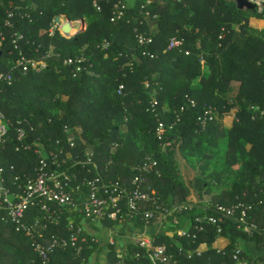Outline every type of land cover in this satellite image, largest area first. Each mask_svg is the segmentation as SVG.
I'll return each mask as SVG.
<instances>
[{
	"label": "trees",
	"instance_id": "obj_1",
	"mask_svg": "<svg viewBox=\"0 0 264 264\" xmlns=\"http://www.w3.org/2000/svg\"><path fill=\"white\" fill-rule=\"evenodd\" d=\"M95 1L100 4V11ZM147 1L126 0L125 17L116 23L111 22L113 4L106 0L0 3V72L14 76L11 84L0 83V110L13 126L24 122L26 143L33 145L30 151L18 152L20 142L12 127V139L0 143V166L14 165V176H34L43 157L53 169L72 176L75 198L83 201L89 189H75L85 179L101 177L106 182L130 183L135 167L152 156L158 160L160 172L150 176L151 194L166 207L183 205V210L168 216L164 220L168 224L162 226V220L146 223L148 205L134 217L123 207L118 221L104 218L101 224L120 227L122 233L146 230L155 245L165 246L167 254L181 264H236L244 257L264 259V121L253 120L249 111L251 104L264 108V36L236 31L241 28L245 33L253 32L250 23L264 20V13L241 11L231 0H153L146 5ZM147 11L151 12L148 18ZM10 12L14 13L12 18ZM96 15L101 18L75 37L67 38L59 31L50 35L57 16L78 21ZM223 27L230 33L219 40ZM14 33L23 35L20 46L24 55L44 67L39 65L27 73L14 67L19 54L12 44ZM139 33L151 35L153 43L141 46L137 41ZM173 36L183 40V44L168 50ZM105 41L110 43L108 49L103 48ZM67 58L82 59V73H76L75 64H65ZM205 65L208 72L204 71ZM194 79H199L197 84H192ZM190 100L196 102V107L181 112ZM209 105L218 112L207 129L201 131L198 117ZM178 113H183L182 121L166 137L174 148L179 142L182 149H200L203 142L214 144L228 137L227 163L241 170L240 180L225 179L229 180V188L219 193L212 192L213 186L196 180V203L190 201L192 184L180 180L170 168L174 148L164 155L163 141L155 136L158 124L175 121ZM228 115L232 118L226 122ZM67 129L76 136L75 148L67 143ZM140 137L147 138L145 145L139 142ZM36 149L40 152L36 153ZM89 152L93 153L91 162L87 158ZM13 174L8 173L7 177ZM239 204L251 206L247 222L257 225L260 232H244L239 222ZM218 206L232 207L236 215L223 216L217 212ZM68 218H74L75 230L80 228L83 217L67 212L58 226L49 228L45 244L54 235L71 234ZM197 225L202 230H196ZM179 230H187L191 236H180ZM82 246L81 252L75 248L55 251L52 264L90 263L105 247L102 242ZM107 248L109 262L117 263L119 252L115 244H108ZM180 250L202 253L187 259ZM60 255L65 262L60 261ZM122 259L123 264H153L149 253L134 243L127 247ZM0 264L41 262L27 235L16 232L12 225L2 224Z\"/></svg>",
	"mask_w": 264,
	"mask_h": 264
},
{
	"label": "built area",
	"instance_id": "obj_2",
	"mask_svg": "<svg viewBox=\"0 0 264 264\" xmlns=\"http://www.w3.org/2000/svg\"><path fill=\"white\" fill-rule=\"evenodd\" d=\"M108 3L113 4V15L111 22L116 23L125 17L128 5L126 0H106ZM153 0H148L146 5H151ZM177 2H183L184 0H171ZM237 0H234L236 3ZM247 2L256 6L258 13H264V0H246ZM165 1L162 0L161 3ZM98 11L101 10V6L98 1L94 3ZM146 5L142 8L145 9ZM151 12L147 11L145 17H150ZM14 16L13 12L9 13V18ZM66 18V17H64ZM66 23L53 22L50 27V35H55L59 31L63 36L71 38V34L74 33L76 22L66 18ZM10 25L11 23L8 22ZM70 26V32L66 34L63 32L65 25ZM230 33V29L223 27L218 36L219 40H224L225 37ZM23 39V35L14 33L12 35V44L14 49L19 51L18 59L15 62V68L19 69L23 73H27L31 68H37L39 65L44 67V64H39L33 59L27 58L20 46ZM138 43L143 45H149L153 43V37L143 33L137 34ZM183 44V40L173 36L170 40L168 50L178 48ZM1 46V42H0ZM110 43L105 41L103 48L108 49ZM151 57H154L153 55ZM82 59L67 58L65 64L76 65L77 74L82 73ZM90 70H87V73ZM89 74V73H88ZM92 75V74H89ZM14 81V76L10 73L0 72V83L11 84ZM121 93V91H119ZM157 102L153 104V107ZM196 107V102L190 100L188 104L181 108V112H185L189 108ZM249 111L252 114L253 120L264 121V108L259 105H249ZM218 112L217 108L213 105L205 107L204 114L198 117L202 130L207 129L208 124L215 119V115ZM182 114L176 115V120L171 123L160 122L155 130V136L163 141L162 148L164 152H168L171 148V141L166 139L167 132L173 131L177 124L182 121ZM22 121L18 122L17 126H13V123L7 119L3 111L0 110V143L6 144L10 141L12 127L15 128V138L20 145L17 146L16 150L30 151L33 148L32 144L26 143L27 141V130L23 126ZM66 136L67 143L71 148H75L77 139L75 134L70 133V130ZM40 150L36 149V153ZM56 162L57 156L54 157ZM88 162L92 161L93 153H87ZM52 163V164H53ZM15 166H0V225H12L16 232L24 233L27 235L30 245L36 254L41 264H52V254L57 250H67L69 248H75L79 252L83 249L82 245L88 243H99V241L92 237L89 238L82 231L74 229V220L68 218V231L71 232L69 236H58L54 235L48 244L44 241L47 237L46 233L52 225H59L62 217L67 212L77 213L83 217L85 221H91L92 223H100L102 219L108 218L113 221H118L119 216L123 211V207L126 208L129 216L134 217L144 205L150 207L145 212L146 223L156 220H162V225L168 216H174L179 210H183V205H177L174 207H166L162 204L156 196L151 194V186L149 184L150 176L153 173L159 174V162L152 156L146 157L142 164L135 167V175L130 183L122 181H111L106 182L103 178L97 177L95 179H85V181L78 185L75 191L80 192L83 188H88V196L85 200H78L75 198L72 186V176L64 171H58L51 167V163L45 158H40L39 164L35 169L34 176L19 175L14 176ZM8 173L13 176H8ZM237 208H241L239 222L243 226V230L246 233L260 232L261 229L255 224H249L247 217L251 210V206L245 204H239ZM217 212L223 216L229 218L236 215L234 208H227L218 206ZM40 213V214H39ZM122 216V215H121ZM177 222L176 219H174ZM197 219V222H200ZM209 221L215 222L213 218ZM196 230H202L199 225L196 226ZM180 236H191L187 230H179ZM195 238L196 235L193 234ZM43 240V241H41ZM132 243L136 244L143 250L149 253L153 264H181L180 260L167 254V248L162 245H155L153 239L149 236L148 231L141 233H133L131 235ZM221 252V250H218ZM200 250H180V255H184L187 259H192L195 254L201 255ZM225 254V251H223ZM239 253L235 256L238 257ZM140 257V253L136 255ZM122 258V257H121ZM236 264H264V259H247L246 257L238 259ZM90 264V263H85Z\"/></svg>",
	"mask_w": 264,
	"mask_h": 264
},
{
	"label": "rangeland",
	"instance_id": "obj_3",
	"mask_svg": "<svg viewBox=\"0 0 264 264\" xmlns=\"http://www.w3.org/2000/svg\"><path fill=\"white\" fill-rule=\"evenodd\" d=\"M0 3L2 4L3 0H0ZM171 7H173V5H171ZM100 18V15H96L91 18L86 17L85 19L78 20L76 24L78 23L80 25H83L84 30H87L92 21ZM61 19L62 23H65L64 16H61ZM250 25L254 30L253 32L247 31V33H245V31L241 28H237V33H241L243 35L254 34L264 36V20L252 21ZM155 30L156 29H154V31ZM202 63H204V60H202ZM204 71H209V68L206 65L204 66ZM88 73L94 75V72L91 70L88 71ZM198 81L199 79H194L192 81V84H197ZM231 118L232 116L228 115L226 117V121H230ZM228 141V137H223L221 140H218L214 144H206L207 142H203V148L200 149L196 148V146H192L188 149H182L179 142L174 148V143L171 142L172 148H170L169 150H173L174 148L175 158L171 159L170 168L172 169V172L177 177H179L180 180H185L192 184L194 191L191 195L190 201H192L193 203H196L199 200V187L195 185L196 180L202 181L203 184L206 183L213 186V193H219L222 190L229 188L227 187V184H229V180L225 182V179H230V182H232L233 180H240L239 173L241 170L231 168L227 163L226 151L228 148ZM139 142L142 145H145L147 142V138L140 137ZM161 152L164 155H166L167 153L164 152L162 147ZM204 152L207 156L203 154ZM209 155L212 156L210 157ZM244 170L245 169L243 168L242 171ZM167 224L168 222L162 226H166Z\"/></svg>",
	"mask_w": 264,
	"mask_h": 264
},
{
	"label": "crops",
	"instance_id": "obj_4",
	"mask_svg": "<svg viewBox=\"0 0 264 264\" xmlns=\"http://www.w3.org/2000/svg\"><path fill=\"white\" fill-rule=\"evenodd\" d=\"M232 1L233 0H231V2ZM234 86H236L235 88H238L239 85L236 83ZM226 122L229 121L227 120ZM71 220H74V218H71ZM158 229H160V227H158ZM79 230L82 231L83 233L92 234L94 238H96L99 242H102L103 245H105L103 251L100 254H98L96 258H93L90 264H113L110 263L108 260V248H107L108 244H115L116 249L119 252L118 253L119 260L117 263L114 264H123V259L121 257L126 253L127 247L130 244H132L131 235L133 233L129 231H124L122 233V231H120V227L105 226L101 223H89L84 219L82 220ZM59 259L62 263L65 262L63 261L64 257H62L61 255L59 256Z\"/></svg>",
	"mask_w": 264,
	"mask_h": 264
},
{
	"label": "water",
	"instance_id": "obj_5",
	"mask_svg": "<svg viewBox=\"0 0 264 264\" xmlns=\"http://www.w3.org/2000/svg\"><path fill=\"white\" fill-rule=\"evenodd\" d=\"M236 5H237V8L241 11H252V12H256V6L254 4H251L249 2H247L246 0H237L236 1ZM55 22L57 23H60L61 22V17L60 16H57L55 18ZM75 31L74 33L71 34V37H75L77 36L78 34H81L83 33L85 30H84V26L83 25H76L75 27ZM63 32H65L66 34H68L70 32V26L67 24L63 27ZM1 58H2V51H0V65H1Z\"/></svg>",
	"mask_w": 264,
	"mask_h": 264
},
{
	"label": "bare ground",
	"instance_id": "obj_6",
	"mask_svg": "<svg viewBox=\"0 0 264 264\" xmlns=\"http://www.w3.org/2000/svg\"><path fill=\"white\" fill-rule=\"evenodd\" d=\"M62 20V19H61ZM62 22V21H61ZM67 22V19L65 18V23Z\"/></svg>",
	"mask_w": 264,
	"mask_h": 264
}]
</instances>
